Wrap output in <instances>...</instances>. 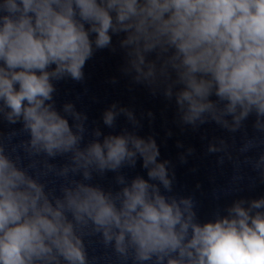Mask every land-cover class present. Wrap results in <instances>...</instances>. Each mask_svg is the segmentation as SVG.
I'll return each mask as SVG.
<instances>
[{
  "label": "clouds",
  "instance_id": "1",
  "mask_svg": "<svg viewBox=\"0 0 264 264\" xmlns=\"http://www.w3.org/2000/svg\"><path fill=\"white\" fill-rule=\"evenodd\" d=\"M121 33L124 74L175 95L182 124L211 120L235 133L254 116L264 133V0H0V120L21 126L0 132V264H89L84 237L96 234L135 264H264V197L201 224L192 197L162 194L175 173L155 139L125 130L100 140L96 129L82 147L87 116L72 103L57 111L53 81H83L94 50ZM121 112L138 126L115 104L103 123L113 127ZM219 143L208 151L225 152ZM255 146L247 139L240 151ZM64 156L70 163L49 162ZM138 158L148 179L117 174L118 191L91 183L94 172L119 173ZM250 162L264 175V153ZM49 175L63 180L59 195L41 182Z\"/></svg>",
  "mask_w": 264,
  "mask_h": 264
}]
</instances>
